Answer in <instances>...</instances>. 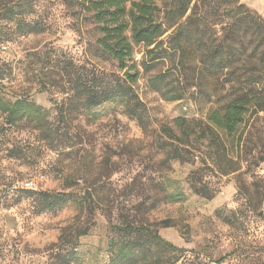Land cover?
Listing matches in <instances>:
<instances>
[{
  "label": "rangeland",
  "instance_id": "1",
  "mask_svg": "<svg viewBox=\"0 0 264 264\" xmlns=\"http://www.w3.org/2000/svg\"><path fill=\"white\" fill-rule=\"evenodd\" d=\"M19 2L0 0V92L48 115L42 128L28 121L11 127L0 113V264H110L120 228L134 220L179 248L159 250L162 264H264V113L250 111L236 133L222 134L227 175L207 159L206 143L168 169L156 136L175 129L177 118L206 124L224 100L209 90L183 91L177 58L146 70L137 46L133 88L147 109L148 133L119 101L88 111L71 99L74 83L90 72L109 80L124 74L98 45V25L73 0ZM241 2L264 17V0ZM19 22L42 31L21 35ZM175 96L180 100L171 101ZM193 180L212 198L195 194ZM167 192L184 197L166 202ZM41 193L68 194V203L42 211Z\"/></svg>",
  "mask_w": 264,
  "mask_h": 264
},
{
  "label": "trees",
  "instance_id": "2",
  "mask_svg": "<svg viewBox=\"0 0 264 264\" xmlns=\"http://www.w3.org/2000/svg\"><path fill=\"white\" fill-rule=\"evenodd\" d=\"M73 1L98 25L102 35L98 45L124 74L109 80L90 72L85 79L74 83L71 99L88 111L119 101L124 113L136 120L146 134L147 109L133 88L139 77L133 62L135 49L144 48L142 66L146 70L168 56L177 58L175 70L182 75L183 91L189 86L209 90V95L224 100V104L211 111L206 124L182 117L174 120L175 129L164 127L161 130L164 136H156L160 138L157 141L163 163L169 169L174 161L189 162L188 148L206 143L207 159H213L219 171L227 175L230 162L222 134L236 133L250 111L264 113V17L241 0H165L168 2L165 7H160L158 0ZM15 5L25 8L28 2L20 0ZM18 28L21 35L42 31L30 23L19 22ZM169 32L168 46L164 48L163 38ZM170 100H180V96ZM0 113L11 127L28 121L42 128L48 115L32 101L12 102L1 92ZM62 114L59 108V115ZM191 189L197 195L212 198L210 189L201 185V180H193ZM40 196L42 211L54 212L68 203V194L41 193ZM183 197L182 193L167 192L164 201L175 203ZM156 207L154 203L152 209ZM170 223L165 221L163 225L170 227ZM120 231L124 236L118 248L112 247L110 264H162L158 260L159 250L179 251L143 222L134 220ZM85 235L86 232L78 237ZM70 257H76V248Z\"/></svg>",
  "mask_w": 264,
  "mask_h": 264
},
{
  "label": "built area",
  "instance_id": "3",
  "mask_svg": "<svg viewBox=\"0 0 264 264\" xmlns=\"http://www.w3.org/2000/svg\"><path fill=\"white\" fill-rule=\"evenodd\" d=\"M33 186H34L33 182H27L26 183V188H28V189L33 188Z\"/></svg>",
  "mask_w": 264,
  "mask_h": 264
}]
</instances>
